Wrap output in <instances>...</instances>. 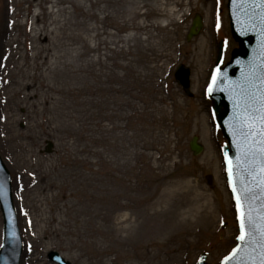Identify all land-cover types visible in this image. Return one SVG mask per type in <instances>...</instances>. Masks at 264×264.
Wrapping results in <instances>:
<instances>
[{
    "label": "rangeland",
    "instance_id": "374dc122",
    "mask_svg": "<svg viewBox=\"0 0 264 264\" xmlns=\"http://www.w3.org/2000/svg\"><path fill=\"white\" fill-rule=\"evenodd\" d=\"M227 3L0 0V155L20 264H57L51 252L69 264H197L203 253L219 264L231 251L226 140L207 95L220 43L225 63L238 47ZM196 14L204 26L188 41Z\"/></svg>",
    "mask_w": 264,
    "mask_h": 264
},
{
    "label": "water",
    "instance_id": "95a60500",
    "mask_svg": "<svg viewBox=\"0 0 264 264\" xmlns=\"http://www.w3.org/2000/svg\"><path fill=\"white\" fill-rule=\"evenodd\" d=\"M228 8L232 36L239 47L233 50L230 62L224 67L220 48L208 93L218 124L230 145L224 149V160L237 214L239 217L244 213L245 219L250 214L252 227H246L250 235L245 241L237 239V253H231V258L224 259L221 264H261L264 260V234L261 231L264 225V3L261 0H229ZM202 27V18L198 14L192 22L188 40L198 36ZM190 75V69L184 65L177 69L176 79L191 97ZM198 140L195 136L190 142L195 156L204 149ZM207 179L209 184L213 183L212 176H207ZM238 199L241 204L239 212ZM0 203L5 217V241L0 251V264H19L21 244L11 178L1 157ZM50 258L68 264L57 253H51ZM205 262L206 255H203L199 264Z\"/></svg>",
    "mask_w": 264,
    "mask_h": 264
},
{
    "label": "snow or ice",
    "instance_id": "6c2138e0",
    "mask_svg": "<svg viewBox=\"0 0 264 264\" xmlns=\"http://www.w3.org/2000/svg\"><path fill=\"white\" fill-rule=\"evenodd\" d=\"M261 3H264V0H261ZM233 191L235 192L236 189H233ZM240 208H241V204L239 203V199H238V203H237L238 212L240 211ZM238 219L240 220V235L237 237V239L239 241H245L246 238L250 235L249 232H246V227H252V218H251V215L249 214L247 216V219H245V214L240 213ZM261 231H262V234H264V225L261 226ZM238 250H239L238 248H234L232 250L231 255H235ZM230 258L231 256L225 257V260H228ZM261 264H264V260L261 261Z\"/></svg>",
    "mask_w": 264,
    "mask_h": 264
},
{
    "label": "bare ground",
    "instance_id": "6f19581e",
    "mask_svg": "<svg viewBox=\"0 0 264 264\" xmlns=\"http://www.w3.org/2000/svg\"><path fill=\"white\" fill-rule=\"evenodd\" d=\"M8 36V35H7ZM3 75V74H2ZM29 84L28 83H26V84H22V88H25V89H27L29 86H28ZM15 135H13V137H14Z\"/></svg>",
    "mask_w": 264,
    "mask_h": 264
}]
</instances>
